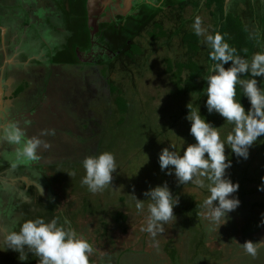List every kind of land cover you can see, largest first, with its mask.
<instances>
[{"label":"rangeland","instance_id":"rangeland-1","mask_svg":"<svg viewBox=\"0 0 264 264\" xmlns=\"http://www.w3.org/2000/svg\"><path fill=\"white\" fill-rule=\"evenodd\" d=\"M25 1L30 5L35 3V0H0V25L13 28L14 32L16 31V34L22 37L27 34L30 44L37 45L38 42V44L46 45L48 38L44 32H49L48 23L51 21L49 24L61 26V24L58 25L60 20L57 14L58 8L55 9L53 2L48 0L46 4H51L52 15L47 7L42 8L36 20L31 6L25 4ZM69 1L62 0L63 8L69 6ZM182 1L176 0L178 4ZM256 1L264 4V0ZM228 2L230 3L231 0ZM93 4H95L93 5L94 24L107 21L109 17L104 14L107 8L103 10L98 0ZM144 5H146L145 8L152 6L145 2ZM240 7L242 10L245 9L243 6ZM25 12L29 16L31 26L22 22L26 18L20 13L25 14ZM179 16L186 21V30L194 31V22L199 17L206 34L213 33L212 21L205 11L196 12L194 7L188 5ZM161 18L164 20L165 29H174L179 24L177 14H161ZM14 23L17 24L16 27ZM36 25L40 32L33 34L31 29ZM2 32L5 31L2 30ZM200 37L207 47L204 36ZM178 45V39L174 38L170 47L153 48V51L149 52L148 60L145 61V68H140L141 73L137 68L131 67L130 76L121 72L109 75L110 79L121 84L130 101L125 121L118 124L119 119L113 117V115L118 116V114L115 115L114 97L109 94L105 84L97 82L99 79L94 74L95 70L87 67L83 68V71L81 68L67 71L69 74L65 81L68 82V89L65 87L64 90L66 96L69 95L67 97L69 105L65 106H70L72 109L66 116L65 123L73 126L74 130L75 126L80 127L82 135L78 136L74 132L72 138L83 143V146L80 148L81 154L76 159L58 160L55 163L58 165V171H55L58 180L51 190L60 195L63 205L60 207L63 210L68 209L65 212L66 217L64 215L63 217L70 221L78 234L92 244L93 253L89 258V264H172L167 257L169 250L166 248L176 250V264L193 262L214 264L216 259L213 253L217 255L220 253L217 258L221 257L222 252L231 257L232 248L239 240L243 244L242 241H253L252 235L255 233H264V226H258L261 224V214L264 213V191H258V185L264 183L262 181L264 136L259 137L251 146L247 160L237 158L234 154L235 163L227 170V174L233 182H239L240 187L236 195L241 204L229 214L227 223L226 220L220 221L221 224L226 223L220 227L208 217V209L203 204L210 195L207 188H199L193 182L180 185L174 175H167V170L160 169L158 158L163 148L174 145L175 150L182 154L188 144L195 143L194 137L190 134V122L186 120V117L185 119L179 117L178 121L172 118L178 115V109L183 107L182 103L166 102L168 92L175 88L164 73L166 69L164 59L169 58L173 61L176 54L179 56L181 53L177 50ZM45 55L50 58L51 54L46 52ZM61 70L64 69H59ZM41 71L43 70L38 72L41 73ZM35 86L39 85L35 84ZM77 102L81 103L80 119L74 112L78 106ZM232 128L233 125L226 121L217 128L222 140L226 141ZM30 137L32 136H27V138ZM47 150L48 156L62 153L59 149ZM102 152L114 154L117 171L113 173L112 185L93 193L81 183L85 175L82 161L87 156H96ZM225 154L226 156L233 154L230 145L226 144ZM11 161H15L14 164L19 163L16 155L1 162L10 165ZM63 180L68 185L63 184ZM165 182L173 195L175 191L179 192L178 195H174L179 199V204L174 208L176 217L164 223L163 231H158L153 236L146 231L150 215L148 205L151 201L143 193ZM205 183L207 184V180ZM45 193L44 191V195ZM133 194L138 199L144 200L142 211L136 208V199ZM185 196L190 197L199 208V210L194 209L198 213L193 217H185L180 213L184 205L180 197ZM86 197L88 198L86 207L89 212L81 217L85 207L81 200H85ZM117 213H123L126 217L124 223L114 220ZM24 221L25 218L19 222L18 229H13L15 224L17 226V220L12 223L11 216H8V231H18ZM4 233L6 236L7 232ZM0 247V264H24L18 259L19 253L7 250V244L5 240L3 243L2 238H0ZM244 264H264V247H259L255 255L248 253L244 258Z\"/></svg>","mask_w":264,"mask_h":264},{"label":"clouds","instance_id":"clouds-1","mask_svg":"<svg viewBox=\"0 0 264 264\" xmlns=\"http://www.w3.org/2000/svg\"><path fill=\"white\" fill-rule=\"evenodd\" d=\"M193 28L197 36H204L210 48L209 60L212 61L206 79L205 107L208 114L220 115L233 128L224 141L218 127L201 115L200 108L194 111L188 107L186 120L190 122V134L195 143L188 144L182 154L175 150L174 145L163 148L158 162L161 171L167 170V175H174L178 184L193 182L199 188H207L210 195L203 204L208 209V217L220 227L228 222L229 214L241 204L236 195L239 182H233L227 174V170L232 167V160L225 154L226 144L230 145L231 153L237 158L247 160L251 146L259 137L264 136V88L259 86L257 79L264 78V52L255 53L249 61L237 55V50L219 32L206 34L199 17ZM245 76L250 78H243ZM238 87L242 90V97L247 98L250 104L247 110L241 98L237 99ZM47 134L42 131L40 137L27 138L17 123H11L0 132V142L7 141L16 146L18 161H38L39 150L50 147L41 138ZM82 166L85 175L81 183L91 192L112 185L113 173L117 171L114 154L102 152L96 156H87ZM258 191H264V183L258 185ZM143 195L151 201L148 205L150 215L146 231L155 236L158 231H163L164 223L176 217L174 208L178 206L179 199L172 194L166 182L149 188ZM134 196L136 208L142 211L144 200ZM261 216V224L258 226H264V213ZM221 220H226V223L221 224ZM5 243L7 250L19 253L18 259L21 262L27 261L31 253L37 258L38 264H89L93 253L92 244L70 226V221L65 220L61 224L56 218L50 221L44 218L25 220L18 231L7 232ZM241 245L247 253L255 255L258 247H264V240H248Z\"/></svg>","mask_w":264,"mask_h":264},{"label":"trees","instance_id":"trees-1","mask_svg":"<svg viewBox=\"0 0 264 264\" xmlns=\"http://www.w3.org/2000/svg\"><path fill=\"white\" fill-rule=\"evenodd\" d=\"M61 2L62 0H58L57 6ZM87 2L88 0H70L68 7L63 8L62 5L58 7L57 14L68 24L64 40L69 45L61 46V50L57 49L53 52V59H51L53 63L68 66L80 64L81 62L76 56L77 50L87 51L89 49L91 28L88 26ZM254 2L258 4V9L254 10ZM173 5L171 1L165 4L166 7H174ZM188 5L194 7L196 12L205 11L208 14L213 24L212 34L216 32L222 34L230 46L237 50V55L251 61L255 53L264 52V4L257 3L256 0H231L230 3L228 0H187L179 4L180 11L183 12ZM144 6L146 5L142 2L136 5L126 17H118V24H122L118 31L109 25L106 32L100 37L101 46L104 47V54L102 55L104 58L98 57L95 66L100 71L103 80L105 79L109 93L114 97L115 115L118 114V116L113 115V117L119 119L117 124L125 121L126 114L129 112L130 101H128L121 84L110 79L109 75L121 72L126 76H130L131 67L137 68L141 73L140 68H145V61L148 60L149 52L151 53L155 47L172 46L173 39L176 38L179 42L177 50L181 54L179 56L176 54L175 59H173L174 62L169 58L164 59V66H166L164 73L172 82L173 88H175L168 92V101L166 102L177 103L178 101L183 106L178 109V115L172 118L175 121H178L179 117L185 119L189 113L188 107L194 111H198L200 108L202 116L214 126L221 127L225 122L224 118L216 113L208 114L205 107L207 99L206 79L210 74L209 68L212 63L209 60L210 48L202 43L201 37L197 36L194 31L186 30V21L181 19L176 28L165 29L164 20L161 18L164 10L155 6L150 8ZM240 6L245 9L242 10ZM24 23L26 22L24 21ZM179 58H182V60H178ZM228 66L225 65V67ZM243 78L250 77L245 76ZM257 79L259 80V86L264 88V78ZM98 83L103 84L100 81ZM237 91V99L241 98V102L247 110L250 107L247 98L242 97L243 93L239 87ZM234 157V154L229 156L232 165L235 163ZM55 171L46 169L41 179L33 180H36L39 185L41 184L43 189L51 192L53 185L58 180ZM62 183L67 184L64 180ZM178 193L175 191L174 195H178ZM27 196L31 198L32 202L23 203L24 214L28 215L25 220L44 218L46 221H50L56 218L59 222L64 221L62 220L63 215L66 217L65 212L68 209L63 210L60 207L62 200L57 192L52 191L47 196H41L38 189L31 187L27 192ZM180 198L183 202L181 203L184 204L181 207L182 209L179 207L181 209L180 213L185 217L195 216L198 212L194 209L199 210V208L195 206L192 199L188 196ZM87 199L86 197L85 200H81L85 206L81 217L86 216L89 212L86 207ZM43 212L48 214V219L45 217L46 214L43 215ZM114 220L124 223L126 217L123 216V213H117ZM70 225L73 228L71 223ZM166 250H169L168 259L172 264H176V250L173 248H166ZM23 263L38 264V261L35 256L30 254L29 259Z\"/></svg>","mask_w":264,"mask_h":264},{"label":"flooded vegetation","instance_id":"flooded-vegetation-1","mask_svg":"<svg viewBox=\"0 0 264 264\" xmlns=\"http://www.w3.org/2000/svg\"><path fill=\"white\" fill-rule=\"evenodd\" d=\"M40 1L41 0H35V3H31V5L25 1V4L31 6L36 20L39 18V13L42 8L47 7L49 13L52 14L53 12L51 10V4H46L48 0H44V2ZM51 1L55 5V9L61 7L60 5L63 6L62 2L57 6L58 0ZM98 1L99 4H102L103 10L107 8L104 14L106 17H109V19L100 24H95V28H93L89 26L88 18V26L91 28L89 49L87 51L77 50L76 56H78L81 63L75 64L74 66L53 63L51 60L53 59V52L55 50H61V46L64 47L69 45L68 42L64 40L67 34L66 27H68V24L60 18V16L58 25L61 24V26L48 23L49 34L47 31L44 32L48 38L46 45L42 43L38 44L37 41V45L33 43L30 44L31 42L28 41L27 34L22 37L20 34H16L13 28L0 25V132L11 123H17L18 126L24 130L26 137H40L41 132L46 131L48 134L41 138L50 144L48 149L52 151L59 149V151L61 150L60 152H62L60 155L48 156V150L41 148L39 150L40 159L38 161H19V163L17 162L15 164V161H11L10 165H7L2 162L16 155V146L9 144L7 141L0 142V225H2L0 228V238H2L3 243L5 240L4 232H9L7 225L8 216H11L12 223L17 220V226L15 224L13 229H18L19 222L28 216L24 214L23 203L32 202L31 198L27 196V192L31 187H35L41 193V185L33 179H41L46 169L57 170L58 165L55 163L58 160L76 159L81 154L82 150H80V148H82L83 143L75 141L72 138L74 137V132L78 134V136L82 135L80 127L75 126L76 129L74 130L73 126L66 125L65 123L67 120L66 116L71 113L70 109H72L70 106H65L69 105L67 98L69 95L66 96L64 90L65 87L68 89V82L65 81L67 74H69L67 71L70 69L76 70L77 68H81L83 71V68L87 67L94 69L96 77L107 87L105 79L103 80L100 71L95 66L98 57L102 58L104 54V47L101 46L100 37L106 32L107 26L111 25L118 31L119 27L122 25L118 24V17H126L133 11L136 5L142 2L151 4L157 8H162L164 10L162 14H177L178 19L181 20L179 15L182 12L178 5L187 0H183L179 2V4L176 0H107V6L105 4L106 0ZM170 1L174 4V7L165 6V4ZM88 8L87 5L89 17ZM253 8L254 10L258 9V4H254ZM20 15L26 18V23L22 21L23 24L31 26L28 14L25 12V14L20 13ZM90 15L93 19L95 18L94 13ZM16 26L17 24L14 23V27ZM2 30L5 32H2ZM31 31L33 34H38L40 32L37 25L33 26ZM46 52L51 54L50 58L45 55ZM45 67H47V69H44ZM41 69L43 71L39 73L38 71ZM59 69L64 70L59 71ZM46 70L49 71L47 72ZM85 79L87 80L88 78L85 76ZM99 80H97V82ZM35 84L39 86L37 87ZM77 104L78 106L74 112L80 119L79 111L81 110V103L77 102ZM44 191L46 192L45 196L52 192L51 190V192H49L45 189ZM45 214L46 213L43 212V215ZM45 217L48 219V214H46ZM62 220L65 221L66 218L63 217ZM64 221L60 223L63 224ZM260 240H264V233H255V235H253V241ZM240 243L241 241L239 240V243L233 246L231 257L222 252L221 257L217 258L220 253L218 255L213 253L216 259L214 264H244V258L248 253ZM242 243L244 242L242 241ZM191 264H195V262Z\"/></svg>","mask_w":264,"mask_h":264},{"label":"water","instance_id":"water-1","mask_svg":"<svg viewBox=\"0 0 264 264\" xmlns=\"http://www.w3.org/2000/svg\"><path fill=\"white\" fill-rule=\"evenodd\" d=\"M96 0H88V2H87V5H88V9H89V26L90 27H93V28H95V24H94V20H93V17L90 15V14H93V5H95V4H93L94 2H95ZM101 2V1H100ZM105 3H108V1L106 0L105 1ZM82 57V56H81ZM80 57V58H81Z\"/></svg>","mask_w":264,"mask_h":264}]
</instances>
